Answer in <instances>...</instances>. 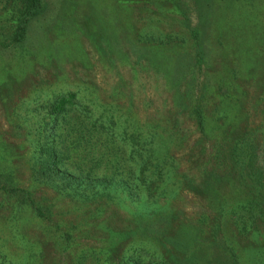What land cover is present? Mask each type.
Listing matches in <instances>:
<instances>
[{
    "label": "rangeland",
    "instance_id": "1",
    "mask_svg": "<svg viewBox=\"0 0 264 264\" xmlns=\"http://www.w3.org/2000/svg\"><path fill=\"white\" fill-rule=\"evenodd\" d=\"M14 28L0 0V180L40 214L0 190V254L15 264H116L158 226L164 264H264V210L243 233L250 221L232 225L220 205L236 200L242 212L261 191L264 202V186L215 163L237 129L259 127L264 139V0H42L22 40ZM68 90L113 110L121 128L157 133L179 163L162 184L172 196L158 199L168 207L145 220L151 211L121 188L106 189L116 193L107 204H84L33 177L38 108Z\"/></svg>",
    "mask_w": 264,
    "mask_h": 264
},
{
    "label": "trees",
    "instance_id": "2",
    "mask_svg": "<svg viewBox=\"0 0 264 264\" xmlns=\"http://www.w3.org/2000/svg\"><path fill=\"white\" fill-rule=\"evenodd\" d=\"M5 1L15 22L13 38L16 41L22 40L28 19L41 7L42 0ZM38 110L40 115L36 127V163L32 169L36 180L51 181L60 188L70 189L65 191L66 194L84 204L95 200L101 201L100 203L105 201L107 204L116 193L106 189L121 188L125 201L135 204V207L138 204L146 205L145 208L151 211L145 220L168 207L164 201L159 202L158 199L172 196H167L162 184L177 175L179 163L172 155L160 150L157 133L121 128L123 122L117 119L119 115H115L113 110L106 105L85 101L73 90L54 93ZM195 111L198 124L204 133L201 110ZM258 128L235 130L232 142L223 151L226 156L223 155L215 163L222 164L220 168L227 176L241 179L242 183L248 180L252 182L253 179L255 184L264 186V151H259L255 142H262L264 139L255 132ZM116 152L122 156L116 155ZM0 190L15 195L22 202L29 201L40 214L33 199L26 197V192L22 189L0 180ZM103 196L106 200L102 201L100 198ZM257 198L260 200L255 203H243L239 208L243 209L242 212L236 211L240 205L236 200L225 199L226 202L220 203L228 208L226 214L233 213L232 225L242 219L250 221L249 224L245 222L242 229H239L240 232L247 233L252 229L255 209L259 207L256 217L264 210L260 208L264 203L262 191ZM206 216L208 215L202 214L200 223ZM214 222L213 226L217 230V222ZM151 230L149 241H138L126 257L116 264H140L141 261H147V264H164L167 244L157 231L166 229L156 226ZM153 243L156 247H151ZM189 252L190 250L187 253ZM0 264L15 263L0 254Z\"/></svg>",
    "mask_w": 264,
    "mask_h": 264
}]
</instances>
